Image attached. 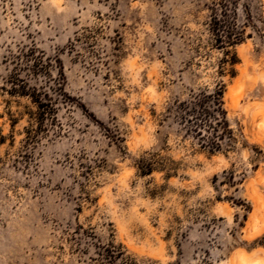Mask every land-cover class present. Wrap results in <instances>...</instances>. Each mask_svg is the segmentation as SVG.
Returning a JSON list of instances; mask_svg holds the SVG:
<instances>
[{
  "label": "rangeland",
  "instance_id": "rangeland-1",
  "mask_svg": "<svg viewBox=\"0 0 264 264\" xmlns=\"http://www.w3.org/2000/svg\"><path fill=\"white\" fill-rule=\"evenodd\" d=\"M225 1L222 48L221 0H0V264H264V0ZM219 90L212 150L171 111Z\"/></svg>",
  "mask_w": 264,
  "mask_h": 264
},
{
  "label": "trees",
  "instance_id": "trees-1",
  "mask_svg": "<svg viewBox=\"0 0 264 264\" xmlns=\"http://www.w3.org/2000/svg\"><path fill=\"white\" fill-rule=\"evenodd\" d=\"M236 2H216L212 8L213 12V28L216 33L217 42L219 46L225 48L227 46H234L242 40V33L234 28L230 21L229 9L231 5ZM29 55L26 66L22 69H15L10 77L12 96H22L31 99L32 104L37 107V113L31 114V119L37 123V130H42L44 121L47 117L55 120L56 110L54 107V99L51 92L60 94L65 100H69L65 92V82L58 83L54 86L45 88H36L30 86L27 80H24L20 73L21 71L29 70L34 75H37L41 65V60L34 59L32 56L34 51ZM41 69V68H40ZM60 75L64 78L63 67L60 66ZM64 81V79H62ZM223 91H215L212 94L197 95L193 101L180 103L171 111L187 130L189 134L193 133L197 136L202 146L210 147L212 150L220 148V141L223 136L219 135L222 130L223 134H230L229 123L227 120V113L223 108ZM151 171L150 165L142 166L141 174L145 175Z\"/></svg>",
  "mask_w": 264,
  "mask_h": 264
}]
</instances>
